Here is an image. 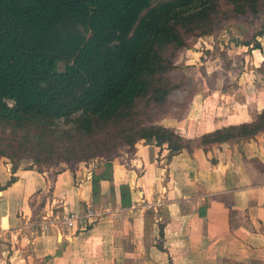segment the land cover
I'll use <instances>...</instances> for the list:
<instances>
[{
    "label": "crops",
    "instance_id": "0c3cea01",
    "mask_svg": "<svg viewBox=\"0 0 264 264\" xmlns=\"http://www.w3.org/2000/svg\"><path fill=\"white\" fill-rule=\"evenodd\" d=\"M254 100L245 108L235 100L232 111L217 102L203 120L191 117L193 101L171 126L193 138L248 122L264 107V89ZM189 119L195 125L185 130ZM110 162L93 197L102 161L66 167L52 179L25 166L12 173L0 158V264H264V132L173 155L140 140ZM101 205L110 211L94 222L40 228L51 211L82 214Z\"/></svg>",
    "mask_w": 264,
    "mask_h": 264
},
{
    "label": "trees",
    "instance_id": "16d2710c",
    "mask_svg": "<svg viewBox=\"0 0 264 264\" xmlns=\"http://www.w3.org/2000/svg\"><path fill=\"white\" fill-rule=\"evenodd\" d=\"M222 1L234 15L264 10V0H0V157L10 160L11 172L25 157L40 163L60 156L55 147L66 128L92 139L116 127L112 136L127 152L144 140L166 146L169 155L263 133L264 107L248 122L193 138L135 123L138 101L165 103L173 89L166 74L176 50L186 46L185 31L213 34ZM250 48L262 51L259 41ZM110 160L93 178V197L99 178H109ZM37 169L53 179L64 168ZM14 181L12 175L3 188Z\"/></svg>",
    "mask_w": 264,
    "mask_h": 264
},
{
    "label": "rangeland",
    "instance_id": "374dc122",
    "mask_svg": "<svg viewBox=\"0 0 264 264\" xmlns=\"http://www.w3.org/2000/svg\"><path fill=\"white\" fill-rule=\"evenodd\" d=\"M210 27L214 33L208 36L198 35V30L185 31L186 46L176 50L173 68L166 74L173 85L172 91L162 105H155L146 99L138 101V115L135 117L137 125L155 123L176 129L171 124L181 122L192 109L194 113L191 117L196 115L193 119L203 120L200 117L208 114L219 103L212 101V94L218 97L220 106L228 105V111L234 110L235 100L242 108L254 106V98L264 89V10L256 15H234L232 6L222 1ZM256 41L262 45L261 52L250 48ZM246 42L248 46L243 44ZM193 101H196V108L190 109ZM193 122L189 119L188 123L185 121L186 127L183 123L182 126L188 129L195 125ZM115 128L97 131L92 139L66 128L68 134L63 135L55 147L60 151V156L53 154L54 158L50 162L43 160L40 163L34 158L25 157L20 160L19 167L42 169L49 165L53 169L51 172H55L66 166L83 165L84 160L96 164L122 155L129 150L119 138L112 136ZM97 153L92 158L84 156ZM0 158L10 163L6 157ZM101 206L109 208L108 205ZM52 212L55 214V211ZM40 228L44 229L41 225Z\"/></svg>",
    "mask_w": 264,
    "mask_h": 264
},
{
    "label": "built area",
    "instance_id": "2783aa9c",
    "mask_svg": "<svg viewBox=\"0 0 264 264\" xmlns=\"http://www.w3.org/2000/svg\"><path fill=\"white\" fill-rule=\"evenodd\" d=\"M109 211L110 209L108 207H101V208L87 207L85 212L82 214L76 212H69L67 214H64L63 216H59L56 213L53 214V212L51 211L50 214L43 215L42 220L39 222V224L44 229H46L49 225H53L56 223L71 224L72 221L83 220V219L94 221L96 219L101 218L103 214ZM50 217H53V219Z\"/></svg>",
    "mask_w": 264,
    "mask_h": 264
}]
</instances>
